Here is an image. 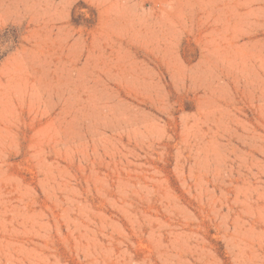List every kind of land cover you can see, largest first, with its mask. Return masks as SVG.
I'll use <instances>...</instances> for the list:
<instances>
[{"label": "rangeland", "instance_id": "1", "mask_svg": "<svg viewBox=\"0 0 264 264\" xmlns=\"http://www.w3.org/2000/svg\"><path fill=\"white\" fill-rule=\"evenodd\" d=\"M0 264H264V0H0Z\"/></svg>", "mask_w": 264, "mask_h": 264}]
</instances>
